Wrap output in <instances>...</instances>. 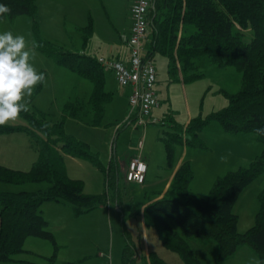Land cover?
<instances>
[{
	"label": "trees",
	"instance_id": "16d2710c",
	"mask_svg": "<svg viewBox=\"0 0 264 264\" xmlns=\"http://www.w3.org/2000/svg\"><path fill=\"white\" fill-rule=\"evenodd\" d=\"M0 4L11 9L10 19L31 16L36 48L89 79L93 85L88 99L93 113L90 120L84 119L83 102L67 101L63 119L59 121L53 122L47 113L29 108L20 115L26 124L0 126V134L28 133L38 153L28 170L0 163V183H46L37 190L0 187V262L18 260L17 256L26 251V239L33 236L52 242L53 253L43 264H54L60 245L42 213V203L61 202L70 206L75 215H80L111 200L119 202L121 198L118 159L112 157L109 165L104 166L88 143L65 128L67 117L102 125L106 106L113 101L114 93L107 89V74L97 57L65 49L40 35L38 0H0ZM150 18L147 56L154 62L156 54L165 56L171 73L180 71L185 81L199 77L196 59L202 56L220 67L235 66L241 72L240 89L235 93L224 92L228 100L225 107L205 117L191 118L187 124H180L171 116L163 118L162 122L168 120L171 126L170 131L160 136L167 152V169L174 168L178 147L207 148L200 134L212 121H218L229 134L255 133L256 128L264 127V0H155ZM236 27L250 28L252 39L244 40ZM89 28H83L85 40L92 31L91 26ZM257 139L263 144L261 153L246 166L218 176L207 197L191 186L195 172L190 160H185L176 170L170 186L160 198L154 199L155 196L146 193L143 216L147 229H155L162 245L175 251L185 264H203L191 245L192 240L216 242L219 261L233 257L244 244L264 261V188L259 194L260 208L253 227L239 232L238 215L233 210L241 191L264 171V136H257ZM67 155L88 160L102 169L107 191L103 194L86 192L84 181L68 174ZM124 220L123 217L122 264H137L138 249L131 232L124 227ZM143 259L144 264H169L154 250Z\"/></svg>",
	"mask_w": 264,
	"mask_h": 264
},
{
	"label": "rangeland",
	"instance_id": "374dc122",
	"mask_svg": "<svg viewBox=\"0 0 264 264\" xmlns=\"http://www.w3.org/2000/svg\"><path fill=\"white\" fill-rule=\"evenodd\" d=\"M134 1L38 0L40 35L71 51L95 57L111 56L110 48L120 44V35L127 31L132 22L130 8ZM89 26L92 31L88 40H85L83 28L90 30ZM236 30L242 32L243 39L246 41H250L253 37L250 28L242 30L236 27ZM4 31L23 35L30 45L33 42L36 44L34 19L29 15H19L14 19L7 16L0 19V33ZM35 51L37 55L33 61L34 66L38 71L46 74V83L35 88L30 98L29 108L47 113L48 119L56 122L63 119V110L67 101H81L84 104V119L90 120L93 113L88 99L93 89L92 82L71 68L58 64L52 57L43 54L37 48ZM196 63L197 73L200 76L185 81L180 71L176 74L170 72L165 56L155 55L158 72L156 88L160 106L153 110V119L146 127L135 122L125 125L130 110L129 103L122 91L123 88L113 74L106 72L107 89L114 93V99L106 106L103 124L95 126L67 117L65 118L66 131L88 143L90 150L99 156L106 167L112 157L125 160L130 154L139 155L142 152V157L146 159L149 166L147 179L155 180L163 175L167 163L165 144L160 136L171 130L169 121L163 123L161 120L171 116L176 122L185 124L191 118L200 115L205 117L227 105L225 91L235 93L240 89L241 72L237 67H220L206 56L197 58ZM26 123L27 121L21 116L9 122L13 125ZM12 133H14L11 136L12 141L4 139L2 142L1 150L5 152V155L4 157L0 155V160L11 165L9 167L28 170L37 158V150L30 143L28 133L25 131ZM200 136L207 148L188 147V157L192 160L195 172L191 186L194 191L204 197L208 196L218 176L240 166H246L249 164L248 155L254 157L263 149V144L258 141L255 133L229 134L224 131L218 121L210 122ZM182 150L183 147H178L176 160L180 157ZM66 164L71 177L84 181L86 192L103 194L107 191L105 172L92 162L67 155ZM126 170L127 167L120 173L122 193L119 202L109 201L102 210L103 214H99L100 210L97 209L75 215L72 208L64 203L57 201L42 203L43 214L48 219L49 228L60 245L54 264H63L62 261L65 259H75L85 255L96 259L100 252L102 255L106 253V260L100 259L105 264H122L121 257L125 245L121 221L123 217L125 218L124 227L131 232L136 243L140 264L143 262L142 247L145 244L146 235L150 250L156 251L169 264H185L175 251L162 245L155 229H148L145 235L143 204L147 200L146 193L153 188L127 182L124 178ZM44 186H46L45 182H29L22 185L0 183V187L9 190L23 188L37 190ZM263 188L264 171L248 184L236 199L233 210L238 215L239 232L243 233L256 224L260 208L259 194ZM117 202L121 203V208H117ZM33 239L44 241L52 249L51 254L53 253L54 247L51 241L39 237ZM29 241L28 246L33 248L42 246L38 245L36 240ZM191 245L203 264H252L254 259L260 260L254 250L246 244L241 246L235 256L225 261L218 260L216 242L201 243L192 240ZM45 248V246L41 247L42 250ZM20 256L22 258L20 261L0 262V264L46 262L42 256L30 251L21 253Z\"/></svg>",
	"mask_w": 264,
	"mask_h": 264
},
{
	"label": "built area",
	"instance_id": "2783aa9c",
	"mask_svg": "<svg viewBox=\"0 0 264 264\" xmlns=\"http://www.w3.org/2000/svg\"><path fill=\"white\" fill-rule=\"evenodd\" d=\"M155 0H135L130 8L132 24L128 32L122 33V44L127 58L100 55L98 62L106 72H111L121 87L129 88V113L126 123L135 122L146 127L153 119V110L160 104L156 84L158 74L155 62L147 56L146 42L150 40V12ZM154 121H156L154 119ZM142 143V141H141ZM148 164L141 156L132 157L124 178L127 182L143 185Z\"/></svg>",
	"mask_w": 264,
	"mask_h": 264
},
{
	"label": "clouds",
	"instance_id": "9594fccd",
	"mask_svg": "<svg viewBox=\"0 0 264 264\" xmlns=\"http://www.w3.org/2000/svg\"><path fill=\"white\" fill-rule=\"evenodd\" d=\"M11 9L0 4V19L6 18ZM36 44L31 45L23 35L11 31L0 33V126L15 121L29 111V102L35 88L46 83V74L34 66ZM257 136H264V127L255 129ZM252 264H262L254 259Z\"/></svg>",
	"mask_w": 264,
	"mask_h": 264
},
{
	"label": "crops",
	"instance_id": "0c3cea01",
	"mask_svg": "<svg viewBox=\"0 0 264 264\" xmlns=\"http://www.w3.org/2000/svg\"><path fill=\"white\" fill-rule=\"evenodd\" d=\"M131 24H132V22L130 23V25H129V27L127 28V31L126 32H128L129 30H130V27H131ZM125 33V32H124ZM121 36V35H120ZM150 36V35H149ZM148 42V41H147ZM147 42H146V46H147ZM115 46H117V45H115ZM115 46H113L112 48H110V55L111 56H113V57H116V58H120V59H124V58H127V55H128V52H127V49H126V47L122 44V39H121V37H120V44L117 46V49H115ZM148 47V46H147ZM123 89H122V91H123V93L126 95V99H127V101H128V94H129V88H124V87H122ZM160 106V104L157 106V107H159ZM156 107V108H157ZM155 110V109H154ZM154 114V113H153ZM162 121V120H161ZM188 123V122H187ZM187 123H185V124H187ZM13 134L14 133H12V134H7V135H0V155H1V157L3 156V155H5V152H2V142H3V140L4 139H7V140H11L12 141V139H11V136H13ZM135 156H141L142 157V152H140V154L138 155V154H135V153H133V154H130L125 160H118V162H119V166H120V169L121 170H125L126 169V167H127V164L129 163V161H130V159L132 158V157H135ZM4 157V156H3ZM255 157V156H254ZM253 156H250V155H248V160L247 161H251L253 158H254ZM144 158V157H143ZM1 159V158H0ZM4 159V158H3ZM146 160V159H145ZM185 160H190L191 162H192V160H191V158H189L188 157V147L187 146H183V150H182V153H181V155H180V157L177 159V161H176V164H175V166H174V168H172V169H167L166 168V170H165V172L163 173V175H160L158 178H156L155 180H151V181H149L147 178H148V171H147V174H146V181H145V183L142 185L143 187H145V188H153V189H151V191H148L149 192V194H152V196H155V198L154 199H158V198H160L165 192H166V190L168 189V187L170 186V184H171V181H172V179H173V177H174V174H175V172H176V170L180 167V165L185 161ZM147 162V161H146ZM0 163L1 164H3V165H6V166H11V165H8V164H6L5 162H2L1 160H0ZM148 164V163H147ZM15 168H18V167H15ZM18 169H21V168H18ZM148 170H149V166H148ZM193 182V181H192ZM147 192V193H148ZM160 193V194H159ZM156 195H158V196H156ZM146 203H147V201L143 204V209H144V207H145V205H146ZM105 206L106 205H102V206H100V207H98V208H96V209H94V210H97V209H99L100 211L98 212L99 214H103L102 212V210H104L105 209ZM121 203L119 204L118 202H117V208H121ZM42 210V209H41ZM42 213H43V211H42ZM105 215H106V213H105ZM104 216V215H103ZM142 217H143V222H144V233H145V235L147 234V231H148V229H147V227H146V225H145V221H144V216H143V212H142ZM33 238H36V237H33V236H31V237H28L27 239H26V241H25V244H24V248H25V250L26 251H30V252H32L33 254H36V255H39V256H42L44 259H46V257H48L50 254H51V251H52V249L49 247V245H47L44 241H40L39 239H33ZM38 238V237H37ZM29 240H36L35 242L38 244V245H42V246H39V247H37V248H33V246H28V241ZM160 240V239H159ZM30 242V241H29ZM161 242V241H160ZM43 246H45L46 248H45V250H42L41 249V247H43ZM241 248V247H240ZM240 248L238 249V252H239V250H240ZM32 249H35V250H32ZM25 251V252H26ZM149 251H150V246H149V241H148V238H147V235H146V237H145V244L143 245V247H142V257L143 256H146L148 253H149ZM238 252H236V254L238 253ZM24 253V252H23ZM100 253H101V256H99L100 255ZM99 254H97V256H96V259H94L95 257H92V256H90V255H85V256H80L79 258H75V259H69V260H67V259H65V260H63L62 261V263L63 264H105V262H103V261H100V259L101 258H104V260H106V253L104 252V254L102 255V252H100ZM140 254V253H139ZM235 254V255H236ZM234 255V256H235ZM104 256V257H103ZM20 257V258H19ZM17 258H18V260H16V261H20L22 258H21V256H20V254L17 256ZM137 259H139V258H137ZM142 264H144V260L142 259ZM11 262H14V261H11ZM137 262H138V260H137ZM139 263V262H138ZM141 263V262H140ZM139 263V264H140Z\"/></svg>",
	"mask_w": 264,
	"mask_h": 264
}]
</instances>
